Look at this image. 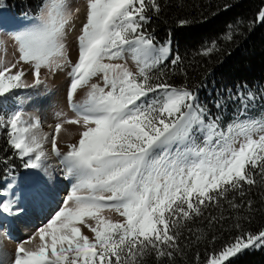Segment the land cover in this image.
Segmentation results:
<instances>
[{
    "label": "snow or ice",
    "instance_id": "1",
    "mask_svg": "<svg viewBox=\"0 0 264 264\" xmlns=\"http://www.w3.org/2000/svg\"><path fill=\"white\" fill-rule=\"evenodd\" d=\"M149 10L160 11L157 0H87L75 61L66 41L79 9L70 0H40L34 15L10 34L14 62L3 58L8 48L0 38V131L8 148L24 169L49 177L48 161L58 158L70 181L46 221L18 242L12 264H143L151 254L171 260L187 222L222 201L239 209L230 194L243 197L255 176L264 179V111L253 114L256 93L238 91L210 105L198 91L169 83L162 70L155 75L172 49L170 40L160 44L145 30ZM257 22L264 23V9ZM65 68L72 115L57 112V122L44 131L19 91L46 87L48 77ZM227 101L235 107L225 124ZM11 159L0 160V217L19 218L52 193L34 180L24 196L21 186L29 178L18 176ZM260 247L264 229L242 232L206 264H230Z\"/></svg>",
    "mask_w": 264,
    "mask_h": 264
},
{
    "label": "trees",
    "instance_id": "2",
    "mask_svg": "<svg viewBox=\"0 0 264 264\" xmlns=\"http://www.w3.org/2000/svg\"><path fill=\"white\" fill-rule=\"evenodd\" d=\"M157 2L160 11H148L150 21L145 30L160 44L170 40L172 53L154 74L159 75L162 70L169 83L198 91L200 98L210 105L217 97L227 100L238 91H252L257 95L253 114L264 111V99L260 98L264 94V23L257 22L264 0ZM39 3L40 0H0V16L18 22L29 20ZM213 44L215 48L205 55ZM176 56L180 60L173 65L171 60ZM234 107L227 101L223 112L225 124L230 121ZM8 157H12L10 163L15 165L18 175L26 172L22 161L12 156L8 148L6 132L0 131V160ZM4 167L0 163V174ZM255 179L254 186L245 185L243 197L230 194V198L235 195L234 202L241 205L239 209L224 201L220 206H210L181 230L180 251L171 260L157 261L151 254L144 258L143 264H206L210 255L218 253L242 232L258 233L264 229V179L259 175ZM230 264H264V247L245 250L231 258Z\"/></svg>",
    "mask_w": 264,
    "mask_h": 264
},
{
    "label": "rangeland",
    "instance_id": "3",
    "mask_svg": "<svg viewBox=\"0 0 264 264\" xmlns=\"http://www.w3.org/2000/svg\"><path fill=\"white\" fill-rule=\"evenodd\" d=\"M70 3L73 7V9L78 8L79 12L75 13L74 20L72 24L69 25L68 27V35H67V46H68V54L69 57L75 61L78 56V49H77V41L76 37L80 33V29L82 27L83 22L86 20V3L87 0H70ZM27 20H22L20 22L16 20H5L3 17L0 16V38H3L7 42V48H8V54L6 57H3L7 61H12L14 62L15 57L13 56V51H14V44L9 39L10 34L18 29L20 25L23 23H26ZM126 60L128 63V66L135 71V64L133 63L130 55L126 54ZM116 62H122V61H116ZM27 67V66H25ZM44 70H42L43 74ZM68 69L65 68L62 71H58L54 76H49L47 80V86H41L39 89L36 90H20L19 95L21 98L24 99V104L23 107L29 112L34 115H37L41 119L42 127L44 131H50L49 129V124L54 125L56 121V113L59 111H63L67 113L69 116L72 115L71 111L68 108V102H67V91H68V86H69V77L67 75ZM27 79L29 82L32 79L31 74L29 73ZM93 82H98V80H94ZM86 92L85 90H81L78 94L76 99L80 100L84 97V94ZM30 97V99H29ZM69 127L73 132H77V126H67ZM63 135V134H62ZM78 137L73 138V142H75V139ZM64 139H68L67 137H64ZM49 147V146H47ZM67 151V148L66 150ZM54 158V157H53ZM55 159V158H54ZM48 164L51 165L49 167V172H50V177L45 176L43 173H37V170H31L30 172L26 174H21L18 175L20 178L27 177L29 178L28 180L32 181V178L29 177L30 175H36L40 178L37 180H40L42 183L44 182V178L47 180V187L50 188L51 185L48 183V180L50 178L55 181L52 183L53 187L55 186H61V183L65 182L66 184L69 183L70 181L65 178V173L64 171L61 172L60 169L63 170L62 165L59 163V160L57 159L56 161H48ZM60 171V173H57V171ZM28 180L26 182H28ZM25 182V183H26ZM29 186L27 184L22 185V194L26 197H28V194L30 192L29 190H26L25 187ZM68 186V184H67ZM70 188L68 189V191ZM67 191V192H68ZM67 192H62L63 196L67 194ZM54 196L51 195L45 202L47 203L50 201ZM61 200V199H60ZM59 200V201H60ZM58 202H56L53 206L47 207V210L45 211L44 214L39 216L37 213L33 212L34 206H30L29 212L27 215L24 216H29V214H32L34 216V221L30 225H27L24 222H20V219L16 217H12V221H4L0 222V224L3 225V228H0V233L6 231L8 232V229L12 227V224H15V227L17 231L20 233V238L14 240L13 238L7 237V235H0V264H12V261L14 259L15 255V249L17 247L18 242L27 240L29 236L33 234V232L36 230V228L40 225L41 222L46 221L48 216L53 212V210L56 209ZM38 207V205H37ZM33 212V213H32ZM35 213V214H34ZM36 215V216H35ZM114 219H121L120 217L116 216L113 214ZM29 226V227H28ZM22 233V234H21ZM30 245H26V247H29Z\"/></svg>",
    "mask_w": 264,
    "mask_h": 264
},
{
    "label": "bare ground",
    "instance_id": "4",
    "mask_svg": "<svg viewBox=\"0 0 264 264\" xmlns=\"http://www.w3.org/2000/svg\"><path fill=\"white\" fill-rule=\"evenodd\" d=\"M50 160L56 161V159H54L53 157ZM57 173H60V171L58 170ZM46 181L47 180L44 178V182H46ZM54 182L55 181H53L52 178H50L48 180V183L51 185V187L49 189H50V191L54 197L50 201H48L47 203H45V204L43 203V205L37 204L38 207H37V205L34 206L35 211H33V212L37 213L39 216H41L42 214L45 213V211L47 210V207L53 206L56 202H58L60 199H62V197H63L62 192H67L69 189V187L67 186V184L65 182L61 183V186L53 187L52 183H54ZM33 218H34V216H32V214H29V216H21L18 219H20V222L22 221V222L26 223L27 225H30L34 221ZM4 221H7V222L12 221L13 222V219H12V217H0V222H4ZM7 237L13 238L14 240L19 239L21 237L19 231H17V229L15 227V224L14 225L12 224V227L10 229H8Z\"/></svg>",
    "mask_w": 264,
    "mask_h": 264
},
{
    "label": "crops",
    "instance_id": "5",
    "mask_svg": "<svg viewBox=\"0 0 264 264\" xmlns=\"http://www.w3.org/2000/svg\"><path fill=\"white\" fill-rule=\"evenodd\" d=\"M74 141V140H73ZM49 147H50V145H48ZM47 147V146H46ZM62 147V149L63 150H66V147H64L63 145L61 146ZM54 157V156H53ZM56 160L58 159V158H56V157H54ZM63 167V166H62ZM61 170V172H63V170L62 169H60ZM38 178H40V177H38V176H35V179H38ZM31 182L32 181H30V182H26L25 184H27V185H29V186H26L25 187V189L26 190H29L30 189V184H31ZM68 184V187L70 188V184L69 183H67Z\"/></svg>",
    "mask_w": 264,
    "mask_h": 264
}]
</instances>
